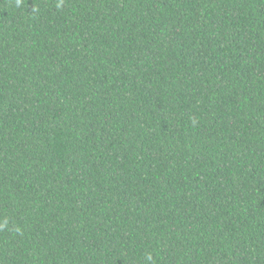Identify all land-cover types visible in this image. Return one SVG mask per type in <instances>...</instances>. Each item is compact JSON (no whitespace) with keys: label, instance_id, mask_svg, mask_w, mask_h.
Wrapping results in <instances>:
<instances>
[{"label":"trees","instance_id":"1","mask_svg":"<svg viewBox=\"0 0 264 264\" xmlns=\"http://www.w3.org/2000/svg\"><path fill=\"white\" fill-rule=\"evenodd\" d=\"M0 264H264V0H0Z\"/></svg>","mask_w":264,"mask_h":264}]
</instances>
